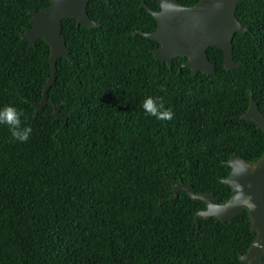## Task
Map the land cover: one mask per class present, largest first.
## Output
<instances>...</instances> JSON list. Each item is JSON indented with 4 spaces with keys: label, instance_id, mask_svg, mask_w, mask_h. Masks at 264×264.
I'll use <instances>...</instances> for the list:
<instances>
[{
    "label": "trees",
    "instance_id": "1",
    "mask_svg": "<svg viewBox=\"0 0 264 264\" xmlns=\"http://www.w3.org/2000/svg\"><path fill=\"white\" fill-rule=\"evenodd\" d=\"M141 2L90 0L92 29L62 20L69 54L56 61L47 99L64 125L51 105L35 107L51 75L49 46L21 37L29 13L51 0H0V110L15 107L32 128L18 142L0 124V264H246L239 257L256 238L247 211L196 223L205 204L185 192L171 200L172 183L223 203L224 162L263 155V132L241 117L251 94L264 114V1L235 9L247 27L232 41L239 67L225 70L222 51L209 47L215 73L196 76L186 58L167 66L152 54L158 43L134 35L156 28ZM148 97L163 98L173 118L149 116Z\"/></svg>",
    "mask_w": 264,
    "mask_h": 264
},
{
    "label": "water",
    "instance_id": "2",
    "mask_svg": "<svg viewBox=\"0 0 264 264\" xmlns=\"http://www.w3.org/2000/svg\"><path fill=\"white\" fill-rule=\"evenodd\" d=\"M243 1L255 0H200L191 7L181 5L177 0H157L159 10L148 7L142 0L141 7L154 18L156 28L151 33L135 31L134 35H141L158 43L159 47L152 54L156 60L166 63L167 66L176 57L186 58L182 68H188L192 76L198 73H215V66L206 52L209 47H218L222 51L224 68L232 71L240 65L232 57L233 37L237 33L247 32V27L242 26L235 15L237 5ZM89 2L90 0H51L48 7L29 13L31 27L21 34L30 45L41 39L49 46L51 75L44 84L42 98L35 107L39 112L45 105H51L54 115L64 119V125L66 117L60 112L59 106L47 99V92L56 78V61L68 59L69 54L61 33V22L71 18L76 21L77 27H97L98 23L92 21L87 13ZM241 118L255 123L264 134V114L252 94ZM224 165L230 167L228 177L221 180L231 189V196L227 201L220 203L213 194H198L192 185L182 182L172 183L174 196L171 200L176 199L179 192H185L193 201L203 202L205 208L196 213V223L200 218H216L222 223H229L246 210L256 238L246 254L239 257V261L246 264H264V153L256 162L232 155Z\"/></svg>",
    "mask_w": 264,
    "mask_h": 264
},
{
    "label": "clouds",
    "instance_id": "3",
    "mask_svg": "<svg viewBox=\"0 0 264 264\" xmlns=\"http://www.w3.org/2000/svg\"><path fill=\"white\" fill-rule=\"evenodd\" d=\"M162 91L166 90L162 89ZM142 107L149 116H154L157 120H171L174 115L170 108H165L163 98L148 97L144 101ZM22 115L23 113L18 111L15 107L6 106L0 110V124L9 126L13 140L27 142L32 133V128L22 127Z\"/></svg>",
    "mask_w": 264,
    "mask_h": 264
}]
</instances>
